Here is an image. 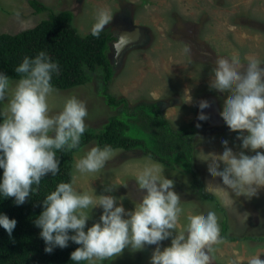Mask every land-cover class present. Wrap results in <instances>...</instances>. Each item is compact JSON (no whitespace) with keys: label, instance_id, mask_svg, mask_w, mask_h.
<instances>
[{"label":"clouds","instance_id":"9594fccd","mask_svg":"<svg viewBox=\"0 0 264 264\" xmlns=\"http://www.w3.org/2000/svg\"><path fill=\"white\" fill-rule=\"evenodd\" d=\"M113 18L110 8L99 9L91 35L99 37ZM131 44V36L120 33L112 45L115 56ZM59 71L58 62L41 50L34 57L24 56L14 68L18 79L0 72V197L14 198L16 206L29 199L43 178L57 175V152L79 149L86 131L84 100L71 95L58 112L51 111L49 98L56 92L52 80ZM209 75L210 90L227 97L220 118L238 133L241 150L234 152L224 140L222 153L206 154L201 160L213 161L209 176L220 179L216 185L220 190L251 199L264 188V151H260L264 149V60L218 59ZM199 108L198 128L208 122L203 113L211 110L206 102ZM115 151L107 144L90 147L76 161L71 179L59 182L40 202L42 211L33 223L40 229L44 251L52 253L72 242L79 245L70 253L72 264H104L125 249L135 253L155 245L149 264H213L216 247L224 243L218 215L209 210L185 218L183 201L174 180L164 175L163 164L150 160L138 171L135 182L143 195L133 210L125 209V196L97 195L94 188L75 187L78 176L100 172ZM97 208L102 210L99 220L86 227ZM16 224V219L0 213V228L9 236ZM166 241L171 246L162 247ZM248 264H264V260L253 254Z\"/></svg>","mask_w":264,"mask_h":264},{"label":"rangeland","instance_id":"374dc122","mask_svg":"<svg viewBox=\"0 0 264 264\" xmlns=\"http://www.w3.org/2000/svg\"><path fill=\"white\" fill-rule=\"evenodd\" d=\"M39 1L48 7V11L37 14L28 0H0V34H17L36 27L54 14L70 11L73 26L80 35L86 36L90 34L97 11L110 8L113 21L102 31L113 37L108 58L114 75L107 84V92L128 103L126 106L120 104L118 109L106 103L102 94L103 73L98 69L91 73L89 83L56 90L49 98L51 111L58 112L64 100L75 95L87 104L86 128L100 130L110 117L133 111L143 103L156 102L175 130L189 126L196 128L194 166L203 178L204 191L216 197L225 210L228 233L237 238L264 236V188L251 199L236 198L230 191L216 186L221 184L219 178H210L209 165L213 161L201 160L206 154L222 153L224 140L234 152L241 150L240 141L236 139L238 133L231 132L220 118L227 97L222 98L210 90L209 74L218 59L240 58L245 63L253 59L264 60V0ZM136 27L142 31L144 41L132 43L115 56L112 45L117 36ZM203 102L210 105L212 115L203 113L209 120L198 128L202 114L199 106ZM92 146L93 143H88L72 153L71 175L76 161ZM143 152L141 148L116 149L100 172L78 176L75 187L80 191L94 188L97 195L125 196V209L133 210L134 202L143 195L135 177L145 163L155 161ZM164 175L175 182V191L185 208V218L215 210L221 230L224 215L214 202L203 199L194 191L190 174L179 168L165 167ZM105 187L115 191L105 193ZM101 211L99 208L93 210L86 227L99 220ZM161 246H171V242H162ZM155 247L145 246L135 253L125 249L120 256L104 264H149ZM253 254L264 260V243L224 239V243L216 247L213 264H248Z\"/></svg>","mask_w":264,"mask_h":264},{"label":"trees","instance_id":"16d2710c","mask_svg":"<svg viewBox=\"0 0 264 264\" xmlns=\"http://www.w3.org/2000/svg\"><path fill=\"white\" fill-rule=\"evenodd\" d=\"M37 14L48 11L39 0H28ZM73 14L63 11L42 20L36 27L17 34H0V72L18 79L14 68L24 56L34 57L39 51H46L60 66L52 83L56 90H66L82 86L92 80L91 73L101 69L103 91L106 103L118 109L124 99H115L107 92L114 70L108 58L111 33L102 32L99 37L90 34L82 36L72 24ZM117 100V101H116ZM120 113V112H119ZM133 131L135 135L131 132ZM143 130V132H139ZM140 135L138 136V133ZM194 126L175 130L162 113L159 105L143 103L133 111L121 112L108 119L100 130L86 128L81 137L80 148L88 143L94 146L111 145L115 150L141 148L144 155L153 158L165 167L179 168L192 176L191 186L203 199L214 202L224 218L221 222V236L225 240H251L264 243V236L237 238L228 233L229 226L225 210L213 195L204 191V181L194 166L195 138ZM77 149L57 152L60 170L57 175H49L41 180L36 190L23 205L16 206L14 198L0 197V213L17 221L11 236L0 228V264H72L70 253L79 245L69 242L66 248H55L52 253L44 251L45 244L40 238V229L34 226V219L41 213V201L59 182L71 179L72 153ZM2 175V170H0ZM83 264V262H82Z\"/></svg>","mask_w":264,"mask_h":264},{"label":"water","instance_id":"95a60500","mask_svg":"<svg viewBox=\"0 0 264 264\" xmlns=\"http://www.w3.org/2000/svg\"><path fill=\"white\" fill-rule=\"evenodd\" d=\"M142 31L140 29H138L137 27L136 28H133L132 30H127L126 34H129L132 38V43H136L137 41H144V37L142 36Z\"/></svg>","mask_w":264,"mask_h":264},{"label":"flooded vegetation","instance_id":"af4514ba","mask_svg":"<svg viewBox=\"0 0 264 264\" xmlns=\"http://www.w3.org/2000/svg\"><path fill=\"white\" fill-rule=\"evenodd\" d=\"M204 114H208V116H211L212 115L210 111L205 112ZM208 120H209V118H208Z\"/></svg>","mask_w":264,"mask_h":264}]
</instances>
